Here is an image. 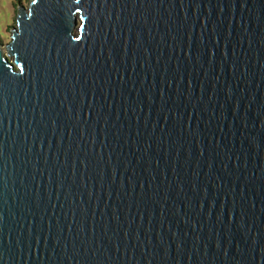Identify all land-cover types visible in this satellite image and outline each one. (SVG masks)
<instances>
[{
	"label": "water",
	"instance_id": "95a60500",
	"mask_svg": "<svg viewBox=\"0 0 264 264\" xmlns=\"http://www.w3.org/2000/svg\"><path fill=\"white\" fill-rule=\"evenodd\" d=\"M15 21L0 264H264V0H29Z\"/></svg>",
	"mask_w": 264,
	"mask_h": 264
},
{
	"label": "rangeland",
	"instance_id": "374dc122",
	"mask_svg": "<svg viewBox=\"0 0 264 264\" xmlns=\"http://www.w3.org/2000/svg\"><path fill=\"white\" fill-rule=\"evenodd\" d=\"M0 0V39L3 43L10 39L11 28L16 26V6L21 3L27 6L29 0ZM77 32V30H74Z\"/></svg>",
	"mask_w": 264,
	"mask_h": 264
},
{
	"label": "trees",
	"instance_id": "16d2710c",
	"mask_svg": "<svg viewBox=\"0 0 264 264\" xmlns=\"http://www.w3.org/2000/svg\"><path fill=\"white\" fill-rule=\"evenodd\" d=\"M18 2H21V0H19Z\"/></svg>",
	"mask_w": 264,
	"mask_h": 264
},
{
	"label": "snow or ice",
	"instance_id": "6c2138e0",
	"mask_svg": "<svg viewBox=\"0 0 264 264\" xmlns=\"http://www.w3.org/2000/svg\"><path fill=\"white\" fill-rule=\"evenodd\" d=\"M33 2H35V0H33Z\"/></svg>",
	"mask_w": 264,
	"mask_h": 264
}]
</instances>
